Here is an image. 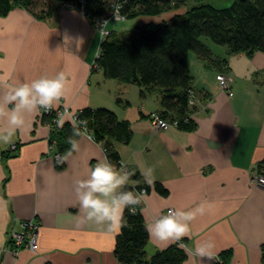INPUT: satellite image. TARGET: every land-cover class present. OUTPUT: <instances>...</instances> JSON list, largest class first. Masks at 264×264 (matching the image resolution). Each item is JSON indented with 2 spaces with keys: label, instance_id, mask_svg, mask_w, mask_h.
Listing matches in <instances>:
<instances>
[{
  "label": "crops",
  "instance_id": "obj_1",
  "mask_svg": "<svg viewBox=\"0 0 264 264\" xmlns=\"http://www.w3.org/2000/svg\"><path fill=\"white\" fill-rule=\"evenodd\" d=\"M140 19L141 24L150 21ZM101 42L91 18L76 8L57 6L50 17L38 19L17 7L0 16V75L11 71L13 81L20 82L65 70L69 79L56 106L74 114L107 107L128 120L133 137L128 145L116 144L121 161L130 170L151 166L153 184L161 182L169 191L165 196L152 189L143 196L145 223L170 207L209 201L210 210L191 221V238H183L186 247L212 239L225 264H264V188L253 182V175L264 171V52L233 54L227 46L204 41L220 65L191 53L199 101L195 125L185 131L154 126L150 115L162 111L158 94L143 99L138 85L107 79L94 69ZM223 72L235 79L230 93L220 86ZM3 91L0 87V95ZM118 96L129 105H118ZM3 111L0 107V125ZM40 115L26 113L14 141L0 144V264H121L114 253L118 233L88 221L75 192L76 180L86 178L97 159L107 155L103 145L86 134L80 150L67 154L59 170L51 128ZM12 144L18 145L16 153L10 152ZM26 220L39 224L36 252L15 251L9 240ZM173 243L150 238L148 257ZM187 255V264L215 261Z\"/></svg>",
  "mask_w": 264,
  "mask_h": 264
},
{
  "label": "trees",
  "instance_id": "obj_2",
  "mask_svg": "<svg viewBox=\"0 0 264 264\" xmlns=\"http://www.w3.org/2000/svg\"><path fill=\"white\" fill-rule=\"evenodd\" d=\"M203 1L119 0L125 19L148 17L150 21L121 33L110 31L102 39L94 66V69H101L107 79L138 85L143 99L158 94L162 109L159 116L174 125L177 123L175 126L185 131L192 130L195 125V107L189 104L191 94L196 90L190 72L191 53L220 65L203 38L227 46L233 54L264 52V0H233L230 6L222 8ZM67 3L81 9L94 24L113 12L109 0H0V16L22 7L36 18L45 19L57 6ZM190 3L196 5L186 8ZM162 16L164 19H159ZM117 104L129 105V101L118 96ZM56 119L54 110H42L39 116L40 122L51 128L50 144L56 150L57 169L61 170L68 154L67 138L72 134V122L65 121L62 128H57ZM79 119L87 121L86 131L103 145L107 156L119 166L121 155L116 144L128 145L131 142L130 122L120 119L114 110L107 107L84 108L77 113ZM56 155L60 157L57 159ZM134 170L131 179L135 181L136 188L143 191V196L152 189L168 195L169 191L161 182L148 185L140 171ZM143 196L135 214L125 209L127 225L116 236L115 257L121 264H183L187 252L176 243L148 257L150 237L144 227ZM262 257L264 262V246Z\"/></svg>",
  "mask_w": 264,
  "mask_h": 264
},
{
  "label": "clouds",
  "instance_id": "obj_3",
  "mask_svg": "<svg viewBox=\"0 0 264 264\" xmlns=\"http://www.w3.org/2000/svg\"><path fill=\"white\" fill-rule=\"evenodd\" d=\"M116 22L125 19L122 15L119 0H109ZM108 21L102 22L101 30H105ZM69 74L60 70L54 75L43 74L31 80L14 82L12 72L0 75V87L4 89L0 95V107L4 123L0 125V144H11L18 132L25 125L26 113L41 110H53L57 101L65 95ZM65 124V113L58 112L57 128ZM72 134L67 138L68 154L80 150V140L86 135L87 121L79 119L72 121ZM123 161L117 166L107 155L98 158L90 168L86 178L77 179L75 192L78 199V209L86 213L87 220L111 233H119L127 225L124 215L135 214L142 202L143 191L136 188L131 179L133 172ZM140 175L148 185L154 181L153 168L140 167ZM212 203L202 201L193 208L170 207L167 212L157 216L154 220L146 221L144 227L150 238L158 241H170L178 247L184 248L191 256L207 258L213 261L217 257L214 240H197L194 248H187L184 237L191 238V221L198 215L206 214ZM187 264V262H185Z\"/></svg>",
  "mask_w": 264,
  "mask_h": 264
},
{
  "label": "built area",
  "instance_id": "obj_4",
  "mask_svg": "<svg viewBox=\"0 0 264 264\" xmlns=\"http://www.w3.org/2000/svg\"><path fill=\"white\" fill-rule=\"evenodd\" d=\"M62 7L75 8V5H73L72 3H67V4L62 5ZM110 19L115 20L113 12L111 13V17L109 19L107 17H105V18H101L95 22L96 27L100 31V35H101L102 39L106 38L110 34V30L108 29V25H106L105 30H101L102 22L103 21L109 22ZM219 80H220V84H221L222 89L224 91L230 93L232 91V86H233L232 85L233 84L232 78L229 77L228 75L221 74L219 76ZM195 95H196L195 92H192L191 98H190V103H189L190 106H196L198 104V100H197V97ZM53 110L56 111L57 113L58 112H64L65 113V121H68V120H66V118L71 117V118H69V121L71 119L70 122H72L73 120H76L78 122L77 114L72 113L71 109L69 107H66V106H58L57 107L56 106V108ZM53 110H50V111H53ZM43 111L49 112V110H43ZM151 120H152V123L154 124V126L156 128H159V129L167 128L171 125H174L172 123H169L167 120L162 119L158 113H153L151 115ZM176 124L177 123H175V125ZM86 134L90 138H93L91 133H88L86 131ZM17 148H18L17 144H12L10 147V152H13V153L17 152ZM59 157H60L59 155H56L57 159ZM253 182L256 185L264 188V171L255 173L253 175ZM167 210H166V212H167ZM38 229H39V224L35 220H26V221L21 222L20 223V230H15V231H12L10 233L9 240L13 244L14 250L18 251L22 248H27V249L31 250L32 252H36L38 249ZM214 264H225V263L220 256H217L215 258Z\"/></svg>",
  "mask_w": 264,
  "mask_h": 264
},
{
  "label": "rangeland",
  "instance_id": "obj_5",
  "mask_svg": "<svg viewBox=\"0 0 264 264\" xmlns=\"http://www.w3.org/2000/svg\"><path fill=\"white\" fill-rule=\"evenodd\" d=\"M233 0H204L203 3H208V4H212L216 7H228L232 4ZM196 5V3H190L189 6H187L186 8H190L192 6ZM67 8V7H66ZM72 8V7H71ZM78 9V8H76ZM81 11V9H78ZM83 12V11H82ZM111 17V14L107 17L108 19ZM110 24V25H109ZM141 24V19L140 18H137V19H125V20H122L120 22H116L114 21L113 19H110L109 22H108V27H114L115 31L116 32H123V31H128V30H132V29H135L138 25ZM95 25V24H94ZM96 27V25H95ZM97 28V27H96ZM98 29V28H97ZM100 32V31H99ZM203 41H208V42H212L210 39L208 38H203ZM221 46V45H220ZM222 47V46H221ZM221 74H224V75H228L229 77L232 78L233 80V83H234V77L231 76L230 74H227V73H219L218 74V79H219V76ZM219 83H220V80H219ZM233 85V84H232ZM221 86V84H220ZM233 87V86H232ZM222 88V87H221ZM195 96L197 97V100L199 101V93L197 90H195ZM195 108V112L198 110V108H196V106H194ZM72 112V110H71ZM57 113V112H56ZM73 113V112H72ZM71 118V117H69ZM71 121V119H70ZM165 129V128H163ZM19 148H17V151H18ZM16 153V152H15Z\"/></svg>",
  "mask_w": 264,
  "mask_h": 264
}]
</instances>
